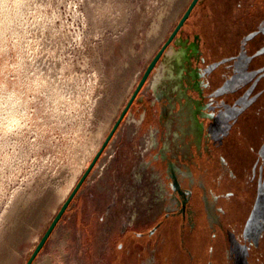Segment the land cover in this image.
Returning a JSON list of instances; mask_svg holds the SVG:
<instances>
[{"label": "rangeland", "instance_id": "1", "mask_svg": "<svg viewBox=\"0 0 264 264\" xmlns=\"http://www.w3.org/2000/svg\"><path fill=\"white\" fill-rule=\"evenodd\" d=\"M173 1L174 7L171 0H0V264L30 258L191 2ZM234 1L199 0L167 48L185 51L178 91L165 81L155 94L150 75L32 264H122L113 259L115 246H106L110 230L135 228L183 201V193L173 198L167 174L177 183L194 179L192 155L207 150L206 116L214 113L205 109L206 92L203 103L194 90L196 70H206L193 45L202 51V37L217 32L219 47L229 42L226 52L237 54L260 19L253 6L264 8V0H247L237 11ZM196 110L204 134H182ZM151 134L154 143L142 152L141 139ZM156 157L163 161L152 163ZM212 168L219 172L217 163ZM194 172L202 184L203 174ZM78 196L84 215H108L91 235L78 228ZM203 199L215 226L217 199L208 192ZM139 264H152L151 256Z\"/></svg>", "mask_w": 264, "mask_h": 264}, {"label": "trees", "instance_id": "2", "mask_svg": "<svg viewBox=\"0 0 264 264\" xmlns=\"http://www.w3.org/2000/svg\"><path fill=\"white\" fill-rule=\"evenodd\" d=\"M246 1L235 0L236 10ZM253 9L260 19L250 29L248 42L239 40L237 54L226 52L229 42L219 47L217 32L202 37V58L207 76L212 77L208 90L214 112L208 126L210 146L218 149L215 160L219 165L222 157L233 174H225L228 181L219 191L231 193L221 198L228 246H159L154 264H264V8ZM228 19L232 24L236 21ZM240 24L245 25L243 20ZM115 252L113 259L122 264H138L149 254L146 246H122Z\"/></svg>", "mask_w": 264, "mask_h": 264}, {"label": "flooded vegetation", "instance_id": "3", "mask_svg": "<svg viewBox=\"0 0 264 264\" xmlns=\"http://www.w3.org/2000/svg\"><path fill=\"white\" fill-rule=\"evenodd\" d=\"M202 38L197 35L196 36V41H200ZM200 45L198 47V45H193V48L195 50V54L199 57H201L202 55V51L200 50ZM185 51L181 50L179 52H177L176 49H174L173 47H170L164 54L163 60H166V65L163 67H159L160 63L163 61H161L158 66L155 68V70L152 73L151 79L148 82L149 87L151 88V90L157 94V88L158 86L162 85L165 83V81H168L169 85H170V90L171 91H178V86H179V82L180 79L182 77V58L184 56ZM202 61L204 62V59L202 58ZM176 68V70H175ZM206 70V68H205ZM177 74V75H176ZM206 75V77H204ZM212 76V75H211ZM194 79L196 80V83L194 84L195 88V92L199 95V97L202 99V102L206 99V97L204 96L205 92H206V96L208 98V102L204 103L205 109H208L210 107H212V101L211 98H209L208 95V90L211 84V79L210 76H207L206 71L204 72L203 69H198L196 70V74H194ZM135 101V100H134ZM197 104V108L199 110V108L202 107V105L199 103V100H194ZM132 106V105H131ZM193 111L192 112V117H191V124L190 126L185 129L182 128L181 129V133L185 134L192 132L193 134H195L196 136H199V134L201 133V135L204 134V125L203 123L199 122L198 118H197V112ZM127 115V114H126ZM126 117V116H125ZM124 117V118H125ZM214 117L213 114H207L206 118H209L210 120H212ZM127 122V124L129 125V128L131 127L133 120L131 121V119L129 118ZM142 121H143V117H142ZM137 125L140 123V121H136ZM136 125V128H137ZM169 122L167 123V126H169ZM207 128V127H206ZM132 132V131H130ZM136 134V132H132L130 133V137L134 136ZM129 136V134H128ZM175 136L177 137L178 134L175 133ZM205 138L207 139V150H202L200 151V154H194L192 155L193 158V163H192V170H193V178L194 179H190L188 176L180 183L174 182L173 179V175L174 174H167V179L168 182L170 183V185L172 186L171 188V193L173 195L174 199H178V197L183 193H185L184 197H183V201L181 203H179L176 207L175 213L178 214H184L185 210L187 212H193V209L196 206V193H195V188L198 187V182L197 179L195 177V172H194V168H197L199 170V174H203V179H202V183L205 185L206 188L210 189L211 191H217V188L219 186L222 185L223 181H228L227 179H225V174L229 171L228 167L226 166V164L224 163V160L222 157H220V165L219 163L215 160L216 156H217V148H211L210 146V134H204ZM143 142H148L146 144V146L144 147ZM154 143V137L153 135H149L148 137L145 136L144 138L141 139L140 142V147L143 148L142 152L145 150H149L152 145ZM166 145V144H165ZM113 149H109L108 150V154L112 153ZM154 158V157H153ZM152 158V159H153ZM162 158L160 157H156L155 160H152V163H160L163 160H161ZM217 163V166L219 168V172H215L214 169H211V166H214ZM194 165V166H193ZM222 170L225 171V174H221ZM230 176L232 175V172L229 171ZM188 181H190L188 183ZM173 182V183H172ZM189 192V195H188ZM195 210V209H194ZM168 213H166L165 210H161L160 213L157 216H164L167 215ZM135 220V219H134ZM134 220L131 222L130 226L133 225ZM124 236L122 237L121 242L118 244L119 248H121L122 246H140L138 243H136L135 241V232L133 231V227H129V228H124ZM155 255V254H154ZM149 257V254L146 258ZM145 258V259H146ZM144 259V260H145ZM143 261V260H141ZM139 261V263L141 262ZM138 263V264H139Z\"/></svg>", "mask_w": 264, "mask_h": 264}, {"label": "crops", "instance_id": "4", "mask_svg": "<svg viewBox=\"0 0 264 264\" xmlns=\"http://www.w3.org/2000/svg\"><path fill=\"white\" fill-rule=\"evenodd\" d=\"M233 176V174L231 175ZM190 181H188L189 183ZM227 181H223L222 185L217 188V191L210 190L205 185L199 184L195 189L196 206L193 212L184 214L175 213V206L172 210H166L167 215L155 216L150 222L140 224L133 228L135 232V241L140 246H146L151 256V262L154 264V251L160 246H228L224 238V229L222 225V201L221 198H227L231 193L219 194L222 186ZM232 185V184H231ZM208 192L213 194L216 199V207L219 209V219L215 226L210 225L209 216L206 211L203 193ZM185 195V193H184ZM189 195V192H188ZM77 202L74 204L77 209L76 220L78 228H82L84 233L91 235L96 227L97 221H104L107 216L95 212V214H83L81 196L77 197ZM174 205V204H173ZM111 211H108L110 217ZM106 214V213H105ZM124 228H113L107 235L106 246H115L114 249H120L118 244L124 236ZM151 247V248H150ZM150 248V250H149ZM143 262V261H141ZM140 262V263H141Z\"/></svg>", "mask_w": 264, "mask_h": 264}, {"label": "water", "instance_id": "5", "mask_svg": "<svg viewBox=\"0 0 264 264\" xmlns=\"http://www.w3.org/2000/svg\"><path fill=\"white\" fill-rule=\"evenodd\" d=\"M198 2H199V0H191L189 6L187 7V9L184 12L183 16L180 18L179 22L175 26L174 30L171 32V34L169 35L167 40L160 47V49L157 51V53L155 54L153 59L148 64V66L145 69V71H144L141 79L139 80L136 88L134 89L132 95L130 96V98H129L128 102H127V104L125 105V107L121 111L118 119L116 120V122L114 123L113 127L111 128L109 134L105 138L104 142L102 143L101 147L99 148V150L95 154L94 158L92 159L91 163L89 164V166L87 167L85 172L82 174V176L80 177L78 182L75 184L74 188L70 192V194L67 197V199L61 205L60 209L58 210V212L56 213L55 217L53 218V220L49 224V226L46 229L45 233L40 238L38 244L36 245L34 251L32 252V254H31L30 258L28 259V261L26 262V264H32V262L35 260L37 255L43 249L44 245L46 244V242L50 238L52 232L54 231V229L56 228V226L58 225V223L60 222V220L62 219L64 214L66 213V211L70 208V205H71L72 201L78 195V193L80 191V188L82 187V185L84 184V182L88 178L89 174L91 173L93 167L95 166V164L99 160L100 156L104 152L105 148L110 143L112 137L114 136L115 132L117 131V129L120 126V123L122 122V120L124 119L126 114L128 113V111H129L131 105L133 104L134 100L136 99L137 95L141 92L143 86L145 85V83L147 82L148 78L152 74V72L155 69L157 63L164 56L167 48L170 46L171 43L174 42L177 33L179 32L181 27L184 25L185 21L188 19L189 15H190L191 11L193 10V8L196 6V4Z\"/></svg>", "mask_w": 264, "mask_h": 264}, {"label": "bare ground", "instance_id": "6", "mask_svg": "<svg viewBox=\"0 0 264 264\" xmlns=\"http://www.w3.org/2000/svg\"><path fill=\"white\" fill-rule=\"evenodd\" d=\"M172 1L173 0H171V4L169 5V7H172L173 6V3H172ZM174 2V1H173ZM189 2V0H184L183 1V3H182V6L184 7L185 6V4H187ZM174 7V6H173ZM182 7V8H183ZM169 13V12H168ZM175 18H176V16H175ZM173 21V20H172ZM162 22V21H161ZM161 24V23H160ZM160 28V27H159ZM156 31V30H155ZM160 31V30H159ZM165 35V34H164ZM153 37V36H152ZM130 123V122H129Z\"/></svg>", "mask_w": 264, "mask_h": 264}, {"label": "built area", "instance_id": "7", "mask_svg": "<svg viewBox=\"0 0 264 264\" xmlns=\"http://www.w3.org/2000/svg\"><path fill=\"white\" fill-rule=\"evenodd\" d=\"M130 218H131V221H133L136 218L135 212L132 214V216Z\"/></svg>", "mask_w": 264, "mask_h": 264}]
</instances>
